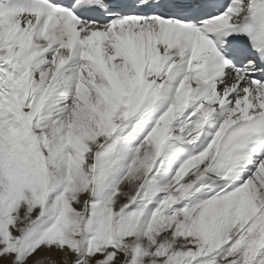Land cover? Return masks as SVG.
<instances>
[{
    "label": "snow or ice",
    "instance_id": "6c2138e0",
    "mask_svg": "<svg viewBox=\"0 0 264 264\" xmlns=\"http://www.w3.org/2000/svg\"><path fill=\"white\" fill-rule=\"evenodd\" d=\"M0 264H264V0H0Z\"/></svg>",
    "mask_w": 264,
    "mask_h": 264
}]
</instances>
